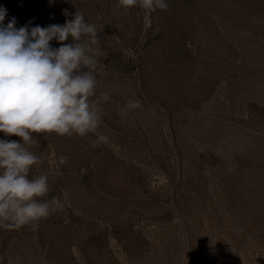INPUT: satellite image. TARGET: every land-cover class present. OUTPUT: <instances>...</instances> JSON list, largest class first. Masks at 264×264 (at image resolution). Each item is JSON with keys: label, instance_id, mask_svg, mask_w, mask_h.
Returning a JSON list of instances; mask_svg holds the SVG:
<instances>
[{"label": "rangeland", "instance_id": "1", "mask_svg": "<svg viewBox=\"0 0 264 264\" xmlns=\"http://www.w3.org/2000/svg\"><path fill=\"white\" fill-rule=\"evenodd\" d=\"M117 3L0 0L17 29L82 13L91 99L110 96L94 132L24 145L40 158L28 178L48 177L38 199L63 210L0 226V264H264V0Z\"/></svg>", "mask_w": 264, "mask_h": 264}, {"label": "clouds", "instance_id": "2", "mask_svg": "<svg viewBox=\"0 0 264 264\" xmlns=\"http://www.w3.org/2000/svg\"><path fill=\"white\" fill-rule=\"evenodd\" d=\"M139 6L156 11L168 8L167 0H118L116 8L128 10ZM7 12L0 7V132L21 137L23 143L0 139V226L20 227L48 218L63 210L56 197L42 201L49 192L48 177L29 179L31 166L39 157L24 145L38 141L33 133H56L81 137L94 132L101 123L100 101H108L109 93L96 99L97 79L88 66L94 61L88 55L99 42L94 25L76 11L64 24L47 27L27 25L17 29L13 17L5 26ZM67 17L70 15L64 10ZM131 35V34H130ZM72 43L65 44L68 38ZM56 39L59 48L50 46ZM86 69V70H85ZM128 108L139 107L129 101ZM98 142H107L104 135ZM60 157V164L67 162Z\"/></svg>", "mask_w": 264, "mask_h": 264}]
</instances>
